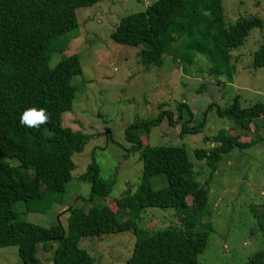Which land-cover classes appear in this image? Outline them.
<instances>
[{"label":"trees","instance_id":"16d2710c","mask_svg":"<svg viewBox=\"0 0 264 264\" xmlns=\"http://www.w3.org/2000/svg\"><path fill=\"white\" fill-rule=\"evenodd\" d=\"M98 1L0 0V247L15 246L22 264H39L36 245L55 242L50 258L53 264H94L78 246L82 236L129 231L134 241L125 264H204L197 255L206 247L210 227L205 230L207 224L201 223L200 228L196 224L206 213L207 180L204 184L195 180L196 171L183 146H151L140 139L147 138L151 128L163 119L169 125L179 123V136L198 132L204 121L189 125L192 113L181 101L174 111L159 102L153 118L133 121L125 128L124 139L130 145L127 150L137 154L142 168L135 188L127 186L116 199V211L107 204L86 209L69 204L64 229L58 221L43 227L21 220L13 209L20 201L24 211L38 213L64 204V188L74 168L71 155L81 151L88 136L62 126L60 119L71 109L75 94L70 78L82 70L76 54L61 57L52 67L49 59L53 53H62L75 37V10ZM261 26L255 16L225 24L221 0H154L143 10L121 17L109 38L137 47L136 55L145 69L159 67L165 55L185 71L194 54L200 53L208 61L207 73L230 81L231 51L243 43L250 29ZM250 64L264 67V44L253 52ZM211 106L218 116H227L242 129L257 117L264 119L262 102L240 108L237 97H233L226 107L211 103L207 108ZM30 107L46 109L49 121L38 129L22 125L20 115ZM240 135L220 128L203 137L211 145L193 150L195 158L205 161L208 180L224 155L251 145L252 140L242 141ZM4 158L14 159L16 164L1 162ZM86 168L90 171V198L107 196L115 179L102 178L93 159ZM159 175L166 183L153 188L150 180ZM147 207L172 209L179 224L156 230L138 226L136 221ZM118 212L124 213L125 219L119 221ZM258 216L264 218V208ZM243 264H264V245Z\"/></svg>","mask_w":264,"mask_h":264},{"label":"rangeland","instance_id":"374dc122","mask_svg":"<svg viewBox=\"0 0 264 264\" xmlns=\"http://www.w3.org/2000/svg\"><path fill=\"white\" fill-rule=\"evenodd\" d=\"M152 1L100 0L75 10L78 24L75 37L62 53L50 56L49 66L61 57L77 55L82 72L70 78L75 94L71 109L61 114L60 123L86 134L88 139L81 151L71 155L74 168L64 188V204L38 213L24 211L20 201L13 209L21 220L43 227L58 221L64 229L68 214L65 208L69 204L83 209L107 204L116 211V199L127 186L135 188L142 168L137 154L127 150L130 145L124 139L125 128L133 121L153 118L159 102L165 103L163 108L174 111L175 104L181 101L191 110L189 125L204 121L202 128L179 136V123L174 121L169 125L163 119L151 128L147 138L140 137L141 142L151 146H183L196 171L195 180L202 184L207 180L206 213L196 226L207 224L205 230L210 229L206 247L197 259L204 264H243L252 252L264 245V218L258 216L264 208V119L257 117L248 128L242 129L227 116H218L215 106L209 109L207 105L213 103L223 108L233 97H237L240 108L264 103V67L253 68L250 64L253 52L264 44V0H221L225 24L249 16L258 17L262 22L261 27L250 29L243 43L231 51L230 81L207 73L208 61L200 53L194 54L193 62L185 66V71L165 55L159 67L145 69L136 55L137 47L118 44L109 38L121 17L143 10ZM175 115L174 112V119ZM220 128L230 134L240 133L242 141L252 142L241 151L234 148L224 155L208 180L205 161L195 158L193 150L211 145L203 137L212 136ZM91 159L99 166L102 178L115 179L110 193L102 198L89 196L90 171L86 167ZM1 162L16 164L14 159L4 158ZM150 181L153 188L166 183L163 175L154 176ZM186 201L190 202L189 196ZM125 217L118 212L119 221ZM136 223L148 230L179 224L172 209L154 207L141 211ZM133 241L129 231H121L82 236L78 246L86 250L94 264H125ZM55 245V242L36 245L35 257L39 264H53L50 258ZM0 264H22L15 246L0 247Z\"/></svg>","mask_w":264,"mask_h":264},{"label":"clouds","instance_id":"9594fccd","mask_svg":"<svg viewBox=\"0 0 264 264\" xmlns=\"http://www.w3.org/2000/svg\"><path fill=\"white\" fill-rule=\"evenodd\" d=\"M20 123L28 128H39L49 121L46 109L30 107L25 109L20 115Z\"/></svg>","mask_w":264,"mask_h":264}]
</instances>
